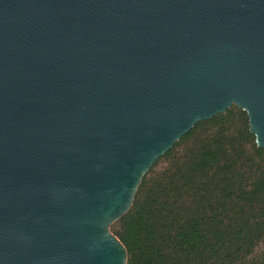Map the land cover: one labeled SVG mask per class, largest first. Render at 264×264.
Returning <instances> with one entry per match:
<instances>
[{"label":"water","instance_id":"water-1","mask_svg":"<svg viewBox=\"0 0 264 264\" xmlns=\"http://www.w3.org/2000/svg\"><path fill=\"white\" fill-rule=\"evenodd\" d=\"M231 106L264 155V0H0V264H125L149 167Z\"/></svg>","mask_w":264,"mask_h":264},{"label":"trees","instance_id":"trees-1","mask_svg":"<svg viewBox=\"0 0 264 264\" xmlns=\"http://www.w3.org/2000/svg\"><path fill=\"white\" fill-rule=\"evenodd\" d=\"M125 264H264V155L231 106L196 123L110 226Z\"/></svg>","mask_w":264,"mask_h":264}]
</instances>
